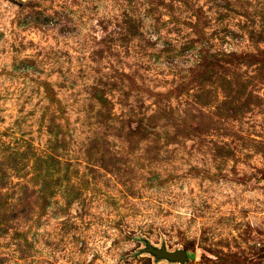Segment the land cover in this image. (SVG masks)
I'll return each mask as SVG.
<instances>
[{
  "label": "rangeland",
  "instance_id": "obj_1",
  "mask_svg": "<svg viewBox=\"0 0 264 264\" xmlns=\"http://www.w3.org/2000/svg\"><path fill=\"white\" fill-rule=\"evenodd\" d=\"M264 264V0H0V264Z\"/></svg>",
  "mask_w": 264,
  "mask_h": 264
},
{
  "label": "water",
  "instance_id": "obj_2",
  "mask_svg": "<svg viewBox=\"0 0 264 264\" xmlns=\"http://www.w3.org/2000/svg\"><path fill=\"white\" fill-rule=\"evenodd\" d=\"M15 4V0H6ZM142 252L152 256L155 260H164L168 263L183 264L188 260L187 253L181 249L167 250L164 245L159 247L151 245L149 242L144 243Z\"/></svg>",
  "mask_w": 264,
  "mask_h": 264
}]
</instances>
